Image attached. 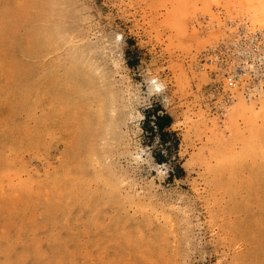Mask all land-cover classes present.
<instances>
[{"label": "rangeland", "instance_id": "1", "mask_svg": "<svg viewBox=\"0 0 264 264\" xmlns=\"http://www.w3.org/2000/svg\"><path fill=\"white\" fill-rule=\"evenodd\" d=\"M250 1L0 0V264H264V90L205 61Z\"/></svg>", "mask_w": 264, "mask_h": 264}, {"label": "built area", "instance_id": "2", "mask_svg": "<svg viewBox=\"0 0 264 264\" xmlns=\"http://www.w3.org/2000/svg\"><path fill=\"white\" fill-rule=\"evenodd\" d=\"M242 30L233 41L213 48L205 55L208 66H214L219 76L216 88L231 102L234 92H243L246 98L255 95V90H264V46L259 37L247 39Z\"/></svg>", "mask_w": 264, "mask_h": 264}, {"label": "trees", "instance_id": "3", "mask_svg": "<svg viewBox=\"0 0 264 264\" xmlns=\"http://www.w3.org/2000/svg\"><path fill=\"white\" fill-rule=\"evenodd\" d=\"M148 118L150 117L147 115L146 119ZM154 118L155 129L159 133L161 140H164L167 137V129H171L173 125V118L170 115H161L159 110L155 112ZM151 129L153 131V128Z\"/></svg>", "mask_w": 264, "mask_h": 264}, {"label": "bare ground", "instance_id": "4", "mask_svg": "<svg viewBox=\"0 0 264 264\" xmlns=\"http://www.w3.org/2000/svg\"><path fill=\"white\" fill-rule=\"evenodd\" d=\"M253 1H254V0H253ZM39 2H40V1H39ZM250 2H252V0H251ZM250 2H249V3H250ZM253 3H254V2H253ZM253 3H252V5H253ZM37 4H38V3H37ZM249 5H250V4H249ZM253 7H254V6H253ZM255 8H256V7H255ZM43 35H44V34H43ZM36 36H38V35H36ZM0 37H1V34H0ZM41 39H42V38H41ZM159 87H160V86H159ZM25 89H26V88H25ZM2 90H3V89H2ZM26 90H27V89H26ZM30 90H31V89H30ZM28 91H29V90H27V93H28ZM25 92H26V91H25ZM29 93H30V92H29ZM25 95H26V94H25ZM13 127H14V126H13ZM13 127H12V128H13ZM9 128H10V127H8V131L12 132L13 130H10ZM14 130H15V129H14ZM6 132H7V131H6ZM7 136H8V135L6 134V137H7ZM13 136H14V135H13ZM8 137H9V136H8ZM12 138H13V137H12ZM14 139H15V138H14ZM12 140H13V139H12ZM6 141H7V140H6ZM13 141H14V140H13ZM4 143H5V142H4ZM6 143H7V142H6ZM18 144H19V143H18ZM12 145H13V144H12ZM11 147H12V146H11ZM11 147H10V148H11ZM14 147H15V146H13V148H14ZM20 147H21V146H20ZM14 149H15V148H14ZM16 150H17V149H15V151H13V153L16 152ZM20 150H21V149H20ZM5 152H6V151H5ZM8 153H10V152H8ZM16 154H17V153H15V155H16ZM4 155H5V154H4ZM7 155H8V154H7ZM12 156H13V155H12ZM3 157H4V156H3ZM6 158H7V160H9V159H11L12 157L8 159V156H7V157H5V159H6ZM13 158H15V156H14ZM2 162H3V161H2ZM11 162H12V160L9 161V163H11ZM6 163H7V162H6ZM80 172L82 173V171H80ZM6 173H7V172H6ZM7 174H8V173H7ZM94 174H96V172H95ZM79 175H81V176H85V175H87V174L83 175V174H80V173H79ZM69 176H70V175H69ZM77 176H78V174H77ZM94 176H95V175H94ZM94 176H93V177H94ZM96 176H97V175H96ZM6 177H7V176H6ZM90 178H91V177H90ZM83 179H84V178H83ZM76 180H77V179H76ZM87 180H88V179H87ZM94 180H95V177H94ZM85 181H86V180H85ZM70 194H71V193H69L68 195L70 196ZM71 197H72V196H71ZM121 238H122V237H121ZM126 239H127V238H126ZM50 241H51V240H50ZM53 241H54V240H53ZM55 241H56V240H55ZM62 250H63V249H62Z\"/></svg>", "mask_w": 264, "mask_h": 264}, {"label": "snow or ice", "instance_id": "5", "mask_svg": "<svg viewBox=\"0 0 264 264\" xmlns=\"http://www.w3.org/2000/svg\"><path fill=\"white\" fill-rule=\"evenodd\" d=\"M153 84H156V82H155V81H153ZM156 90H157V91H160L161 89H160V87H159V86H157Z\"/></svg>", "mask_w": 264, "mask_h": 264}, {"label": "crops", "instance_id": "6", "mask_svg": "<svg viewBox=\"0 0 264 264\" xmlns=\"http://www.w3.org/2000/svg\"><path fill=\"white\" fill-rule=\"evenodd\" d=\"M173 126V125H172ZM167 130H169V129H167Z\"/></svg>", "mask_w": 264, "mask_h": 264}]
</instances>
